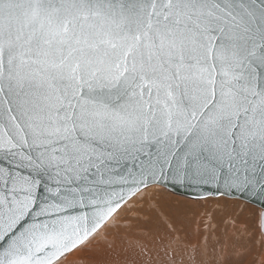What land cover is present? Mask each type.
I'll list each match as a JSON object with an SVG mask.
<instances>
[{
	"label": "snow or ice",
	"instance_id": "1",
	"mask_svg": "<svg viewBox=\"0 0 264 264\" xmlns=\"http://www.w3.org/2000/svg\"><path fill=\"white\" fill-rule=\"evenodd\" d=\"M169 184L264 206V0H0V264Z\"/></svg>",
	"mask_w": 264,
	"mask_h": 264
},
{
	"label": "bare ground",
	"instance_id": "2",
	"mask_svg": "<svg viewBox=\"0 0 264 264\" xmlns=\"http://www.w3.org/2000/svg\"><path fill=\"white\" fill-rule=\"evenodd\" d=\"M161 187H163V186H159V187L154 188V189H149V195L152 197V195L154 194L153 193L154 191L156 192L158 190V192H160L159 191L160 189L162 191L163 189ZM174 194H176V193H174ZM177 195H181V194H177ZM148 196L145 198H148ZM181 196H184V195H181ZM222 196L223 195L209 196L208 198L221 199ZM184 197H187V196H184ZM225 197L235 198L232 196L231 197L225 196ZM225 197H223V199ZM145 198L143 199V201L145 200ZM187 198H191V197H187ZM149 199L153 200L154 198H148L147 200H149ZM191 199H194V198H191ZM238 199H240V198H238ZM200 200H203V199H200ZM228 200H232V199H228ZM241 200L245 201L244 199H241ZM143 201L137 200L135 202V206L131 210H124L119 214V221H118V227L117 228H114L111 231H109L107 233V235H105L102 232L100 235H98L93 240H91L88 244H86L82 248H79L76 251L69 254L65 261H61V264H147V263L157 264L153 261L149 262L146 257L139 256L138 255V251H139L138 249H134L133 247H129L130 241H136V238L134 235L137 234L138 232L133 233L132 231H130V229H132L134 226L128 227L129 223L124 221V219L127 218V216L125 214L129 213V215L130 214L135 215V212L137 213V211H138L137 208H139L143 205ZM245 202H248V201H245ZM251 204H253V203H251ZM150 205H153V203L150 202ZM155 206L158 207L157 204ZM150 208L151 207H149V209ZM256 208L258 209L257 215H256L257 216L256 234L258 235L257 241H259L258 243L261 246V248L259 249V253L257 255L258 258L256 257V259H255L257 261H255L254 263H253L254 260H252L250 258L251 253L253 254V252L250 248V244H249L248 248H244L243 245L241 246V244H240L241 242H244L245 239H247V236L250 232L249 220L246 219L245 216H240V218H238V220H235V222L233 221V218L230 217L231 220L228 219V221H230V222L228 223V221H227V223H228L227 225H226V221H225L226 229L223 230V233H222L223 228L222 229L218 228V229H220L221 234H217V232H215L214 233L215 236L211 235L212 231L209 233V231H210V229H208L209 227L208 228L205 227L204 228L205 230H204L202 236H200L201 239L198 242H196V240H198V238H196L197 234L195 233L197 228H198L197 227L198 224L195 223L193 225L192 231H193L194 237L191 238L192 235L188 236V234H190L188 232V226L184 223L183 219L180 220L178 225H177L178 221L173 223V225L171 226V228H172V234L170 233L171 235H169V233H166L165 235H163V233H162V235L164 236L166 241H164V242L159 241V243H158L155 241V235L153 236V234H152L151 237L153 239V242L158 246H166V247L167 246H169V247L173 246V247H175L174 249H175V252H177V253H175L176 259H174V262H177V264H179L180 260H183V261L188 260V257L190 256V255L188 256V253L191 252L190 249H192V250L194 249V251H195V249H199V251H198L199 254L198 253L197 254L200 257V260L204 263H207V261H209V262L211 261L212 264H214V262L212 260L216 258L218 261L217 264H246L243 261H246L247 264H264V230L261 229V225H260V219H261V212L260 211L262 209L258 206ZM152 212L154 213L155 211H152ZM244 214H245V212H244ZM152 216H153V214H152ZM154 218H156V216ZM225 219H227V218H225ZM139 221H137V225H138ZM129 222H130V220H129ZM195 222H196V220H195ZM142 226H144V225H142ZM225 226H224V228H225ZM136 228H137V226H136ZM213 230H216V229H213ZM124 231H126L125 234L128 232L127 236L125 235V237L117 239V238H119L118 236H117V238L115 236L117 234V232L123 233ZM155 231H156V229H155ZM166 231H167V229H166ZM156 234H157V232H156ZM162 235H160V236H162ZM217 235H220L221 240H223V241L219 245H217L218 244V242H217L216 245L218 247L216 248L214 246V243H215L216 238L219 237ZM222 237H223V239H222ZM194 239H195V244L192 245L189 242V240L192 241ZM192 242H194V241H192ZM246 243L247 242H245L244 246L246 245ZM186 246H188L190 249H187ZM147 248H149V245H147ZM159 250H165V248H161ZM159 250H156V251H159ZM156 251H154L153 253H155ZM134 253H136L135 256L133 255ZM195 255H196V253H195ZM193 260H194V257H193ZM191 263H193V262H191ZM194 263L198 264V260L195 259Z\"/></svg>",
	"mask_w": 264,
	"mask_h": 264
},
{
	"label": "rangeland",
	"instance_id": "3",
	"mask_svg": "<svg viewBox=\"0 0 264 264\" xmlns=\"http://www.w3.org/2000/svg\"><path fill=\"white\" fill-rule=\"evenodd\" d=\"M161 188L163 189L162 191H161V189L159 190L160 192H158V190L156 192L154 191L153 192L154 194L153 193H152L153 195L151 194L152 197L150 195L148 196V198H154L153 200L152 199L147 200L148 198H145L144 201L142 200L143 201V205L141 206L142 208L141 207H139L140 209L137 208L138 211H137V213L135 212V215H133V214L129 215V213L128 214L126 213L125 215L127 216V218H125L126 220L124 219V221L129 223L128 227L134 226L132 229H130V231H132L133 233L138 232L137 234L134 235L136 240L141 241L146 246L149 245L148 249H149V255L151 256V259L146 257L149 262L153 261L157 264H177V262H174V259H176L175 253H177V252H175V249H174L175 247H173V246L172 247L158 246L153 242V239L151 237L152 234H153V236L155 235V241L158 243H159V241L160 242L166 241V239L164 238L163 235H165L166 233H169V235L172 234L171 226L173 225L174 222L178 221V223H177V225H178L180 220L183 219L184 223L188 226V232L190 233V234H188V236L192 235L191 238L194 237L192 227L195 223H197L198 228L195 232L197 235L196 234L195 235H196V238H198V240H196V242H198L201 239L200 236H202V234L205 230L204 229L205 227L206 228L209 227L208 228V229H210L209 233L212 231L211 235L215 236L214 235L215 232H217V234H221L220 229H218V228H221V229L223 228L222 233H223V230L226 229L225 221H226V225H227L230 222V221H228V219L231 220V218H233V221L235 222V220H238V218H240V216H245V218L249 220V224H250V232L247 236V239H245L244 242H241L240 244H241V246L243 245L244 248H248L249 244H250V248L253 252V254L251 253L250 258L252 260H254L253 263L255 261H257L255 259L259 253V249L261 248V246L258 243L259 241H257L258 235L256 234V230H257V228H256L257 216L256 215H257V211H258V209L256 208L257 206H255L249 202H245V201L238 199V198H229V197H225V196H222L221 199H218V198L217 199L216 198H207V199H203V200L191 199V198H187V197H184L181 195L174 194L173 192L167 190L164 187H161ZM223 197H225V198L223 199ZM228 199H232V200H228ZM150 202H152L153 205H150ZM156 204L158 205V207L155 206ZM149 207H151V208L149 209ZM152 211H155V212L153 213ZM244 212H245V214H244ZM151 213L153 214V216ZM155 216H156V218H154ZM225 218H227V219H225ZM129 220H130V222H129ZM195 220H196V222H195ZM137 221H139L138 225H137ZM227 221H228V223H227ZM142 225H144V226H142ZM136 226L138 229L136 228ZM224 226H225V228H224ZM155 229H156V231H155ZM166 229H167V231H166ZM213 229H216V230H213ZM125 232L126 231H124L123 233L117 232V234L115 235L116 238H117V236L119 237L117 239L125 237V235L127 236L128 232L126 234H125ZM156 232H157V234H156ZM162 233H163V235H162ZM160 235H162V236H160ZM217 236H219V237L216 238L215 243H214V246L216 248L218 247L217 245L221 244V242L223 241V240H221L220 235H217ZM222 239H223V237H222ZM192 241H194V242H192ZM192 241L189 240V242L192 245H194L195 239ZM217 242H218V244L216 245ZM245 242H247L248 244L246 243V245L244 246ZM186 247H187V249H190L188 246H186ZM161 248H165V250H159ZM134 249H136V248H134ZM156 250H159V251H156ZM154 251H156V252L153 253ZM190 251L191 252L188 253V256L190 255L188 257V260L187 261L180 260L179 264H185V263L186 264H195L194 263L195 259L198 260V264H210V263L212 264L211 261L210 262L207 261V263H204L200 260V257L198 255L199 249H195L196 252L194 251V249L193 250L190 249ZM195 253H196V255H195ZM193 257H194V260H193ZM212 261L214 262V264H217V262H218L216 258L213 259ZM191 262H193V263H191ZM243 262L247 264L246 261H243ZM147 264H149V263H147Z\"/></svg>",
	"mask_w": 264,
	"mask_h": 264
},
{
	"label": "water",
	"instance_id": "4",
	"mask_svg": "<svg viewBox=\"0 0 264 264\" xmlns=\"http://www.w3.org/2000/svg\"><path fill=\"white\" fill-rule=\"evenodd\" d=\"M163 187L166 188L167 190L173 192V193L181 194V195H184V196H187V197H191V198L197 199L195 191L193 189H191V188H186V187H182V186H179V185L173 187L171 184L163 185ZM213 196H220V195H213ZM232 197H235V196H232ZM240 199H244L245 201H248V202L253 203L254 205L260 207L262 209L260 211L261 215L264 214V206H262V204L258 200H256V199L248 200V199L244 198L243 196L240 197Z\"/></svg>",
	"mask_w": 264,
	"mask_h": 264
}]
</instances>
